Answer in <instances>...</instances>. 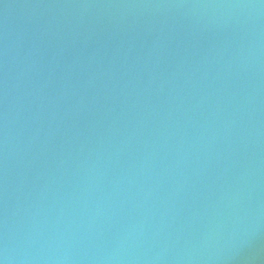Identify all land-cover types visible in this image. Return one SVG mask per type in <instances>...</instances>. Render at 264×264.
Wrapping results in <instances>:
<instances>
[{"label": "water", "instance_id": "95a60500", "mask_svg": "<svg viewBox=\"0 0 264 264\" xmlns=\"http://www.w3.org/2000/svg\"><path fill=\"white\" fill-rule=\"evenodd\" d=\"M0 264H264V0H0Z\"/></svg>", "mask_w": 264, "mask_h": 264}]
</instances>
